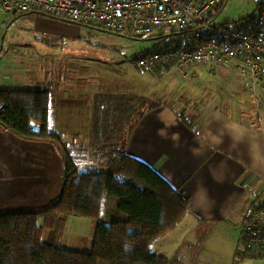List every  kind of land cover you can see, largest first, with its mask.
Here are the masks:
<instances>
[{"label":"crops","instance_id":"obj_1","mask_svg":"<svg viewBox=\"0 0 264 264\" xmlns=\"http://www.w3.org/2000/svg\"><path fill=\"white\" fill-rule=\"evenodd\" d=\"M186 39L187 45L193 44L189 37ZM234 65L232 62L220 67L215 74L211 66L199 65L192 71L190 81L153 75L154 88L136 89V81L126 87L129 97L139 95L151 100L150 95L154 93L153 100L160 105L141 109L142 116L126 141L119 142L123 151L155 169L191 204L188 216L162 237L176 240L183 222L189 220V232L170 249V254H162L167 257L177 256L182 260L183 254H188L187 250L182 252V247L189 236L191 240L197 238L192 234L201 225L200 217L221 216L209 220L217 222L231 218L240 226L249 211L257 204H264V165L254 167L244 145L233 148L228 134L230 126L239 124L250 136L264 142V76L253 89L249 78L243 80L237 71H232ZM35 72L34 66L26 65L25 61L7 62L0 55V90H50L53 93L50 127L62 135L63 143L71 150L87 148L89 155L95 156L93 98L104 92L102 88L111 93L118 91L106 90L102 80L99 84L90 83L84 75L67 83L61 77L42 73L44 70ZM110 86L108 82L106 87ZM165 87L167 91L163 93ZM33 127L40 129L36 124ZM96 158L105 161L104 156ZM76 166L80 171L96 168L91 162ZM63 168V160L54 144L25 140L0 127V215L49 206L61 193ZM46 222L42 218L39 225L43 227ZM53 222L54 226L62 225L60 217ZM63 223L64 231L58 234L61 246L78 249L81 246L78 243L85 240L91 246L96 228L94 221L71 215ZM52 231L55 229L44 231V241L51 240ZM240 247L241 242L237 253ZM238 257L232 262H264V258L258 256Z\"/></svg>","mask_w":264,"mask_h":264},{"label":"trees","instance_id":"obj_2","mask_svg":"<svg viewBox=\"0 0 264 264\" xmlns=\"http://www.w3.org/2000/svg\"><path fill=\"white\" fill-rule=\"evenodd\" d=\"M257 21L258 9L238 22L237 32L247 34ZM191 41L187 48L197 43L193 36ZM155 76L162 74L156 70ZM52 98L47 89L0 90V105L6 106L0 127L25 140L54 144L64 166L62 190L53 203L36 211L0 215V264H178L179 257L153 253L152 246L188 216L190 200L151 166L119 150L117 144L141 109H154L160 103L121 92L95 94L92 146L102 152L106 170L80 171L62 135L50 127ZM108 196L117 199L118 218L110 225L100 221ZM70 215L96 223L90 251L59 244L58 234ZM58 217L62 225L54 226ZM42 218L47 221L43 227L39 225ZM46 229H55L48 242L42 238Z\"/></svg>","mask_w":264,"mask_h":264},{"label":"rangeland","instance_id":"obj_3","mask_svg":"<svg viewBox=\"0 0 264 264\" xmlns=\"http://www.w3.org/2000/svg\"><path fill=\"white\" fill-rule=\"evenodd\" d=\"M256 11L257 7L252 0H226L213 21L237 30L238 22L248 19ZM161 34L163 37L160 38L152 36L140 39L129 33H116L88 23H73L44 14L27 13L11 17L8 12L0 11V55L7 62L25 61L26 65L34 66L36 72L44 70L42 73L61 77V80L67 83L77 77L81 78L82 75L87 76L90 83L99 84L102 80V85L110 91L123 90L122 92L128 93L130 91L126 87L128 84L132 85L133 81H136V89L140 90L156 86L153 74L150 76L148 72H142L133 63L145 52L160 51L176 45L188 46L186 36L177 29L169 28ZM160 42L163 46H159ZM108 82L111 85L109 88L106 87ZM102 91L104 92L101 93H106L104 88ZM165 91H167L166 87L163 88V93ZM154 96L155 94L151 93V99ZM141 116L142 113L134 116L128 130L118 140L119 150L123 151V146L119 142L126 141L129 130ZM87 150V148L72 150L74 162L78 166L83 162H91L97 170L105 171V164L101 159L96 158L102 157V152L98 149L94 150L95 157L89 155ZM116 218H118L117 199L108 196L105 199L100 221L110 225ZM220 218L222 217H200L201 225L197 227V232L192 234L197 238L191 240V236L188 237L182 247V252L187 250L188 254L184 253L183 259L179 258L178 264H241L238 261L233 263L232 259L239 258L237 248L239 242H242L243 226L237 225L231 218L220 222L209 221ZM188 221L183 222L178 231L179 238L176 240L174 237V239L156 240L152 246L153 253L170 254V249L180 243L189 232ZM45 241L48 242L47 239ZM78 245L81 246L72 250H91L88 240ZM258 264L264 262L260 261Z\"/></svg>","mask_w":264,"mask_h":264},{"label":"built area","instance_id":"obj_4","mask_svg":"<svg viewBox=\"0 0 264 264\" xmlns=\"http://www.w3.org/2000/svg\"><path fill=\"white\" fill-rule=\"evenodd\" d=\"M252 1L258 9V21L247 34L212 21L224 0H0V11L11 17L39 13L140 39L160 38L162 31L177 29L191 40L192 36L197 39L194 47L176 45L145 52L133 65L153 75L159 70L164 79L190 81L199 65L211 66L215 74L218 68L233 62L232 71L243 80L249 78L255 89L264 76V0ZM5 111L6 106L1 104L0 118ZM242 226L238 254L264 258L263 203L246 214Z\"/></svg>","mask_w":264,"mask_h":264},{"label":"clouds","instance_id":"obj_5","mask_svg":"<svg viewBox=\"0 0 264 264\" xmlns=\"http://www.w3.org/2000/svg\"><path fill=\"white\" fill-rule=\"evenodd\" d=\"M228 134L232 141L233 148L244 145L249 160L254 167L264 165V142L250 136L239 124L230 126Z\"/></svg>","mask_w":264,"mask_h":264}]
</instances>
